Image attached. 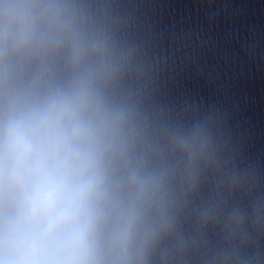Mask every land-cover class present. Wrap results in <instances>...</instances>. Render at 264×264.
<instances>
[{"label": "clouds", "instance_id": "obj_1", "mask_svg": "<svg viewBox=\"0 0 264 264\" xmlns=\"http://www.w3.org/2000/svg\"><path fill=\"white\" fill-rule=\"evenodd\" d=\"M144 72L117 0H0V264H264L259 169Z\"/></svg>", "mask_w": 264, "mask_h": 264}, {"label": "water", "instance_id": "obj_2", "mask_svg": "<svg viewBox=\"0 0 264 264\" xmlns=\"http://www.w3.org/2000/svg\"><path fill=\"white\" fill-rule=\"evenodd\" d=\"M144 65L145 103L211 114L241 167L264 178V0H117Z\"/></svg>", "mask_w": 264, "mask_h": 264}]
</instances>
